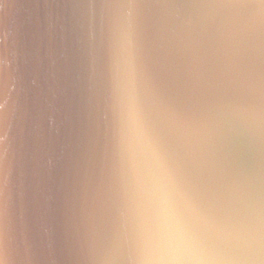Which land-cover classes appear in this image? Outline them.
<instances>
[{
    "label": "water",
    "instance_id": "1",
    "mask_svg": "<svg viewBox=\"0 0 264 264\" xmlns=\"http://www.w3.org/2000/svg\"><path fill=\"white\" fill-rule=\"evenodd\" d=\"M160 174L264 264V0H0V264H134Z\"/></svg>",
    "mask_w": 264,
    "mask_h": 264
},
{
    "label": "clouds",
    "instance_id": "2",
    "mask_svg": "<svg viewBox=\"0 0 264 264\" xmlns=\"http://www.w3.org/2000/svg\"><path fill=\"white\" fill-rule=\"evenodd\" d=\"M130 48L131 39L123 37L122 51ZM131 134L139 136L134 117ZM136 199L139 226L134 264H248L246 236L235 233L227 246L213 242L192 225L163 174L139 181Z\"/></svg>",
    "mask_w": 264,
    "mask_h": 264
}]
</instances>
